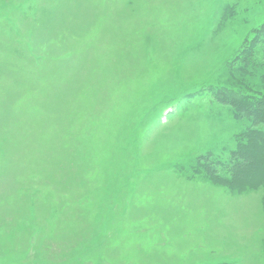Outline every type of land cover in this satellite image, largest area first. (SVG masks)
<instances>
[{
	"label": "rangeland",
	"instance_id": "rangeland-1",
	"mask_svg": "<svg viewBox=\"0 0 264 264\" xmlns=\"http://www.w3.org/2000/svg\"><path fill=\"white\" fill-rule=\"evenodd\" d=\"M262 25L264 0H0V264H264V190L211 179L264 131L215 96L264 95L236 71Z\"/></svg>",
	"mask_w": 264,
	"mask_h": 264
},
{
	"label": "trees",
	"instance_id": "trees-1",
	"mask_svg": "<svg viewBox=\"0 0 264 264\" xmlns=\"http://www.w3.org/2000/svg\"><path fill=\"white\" fill-rule=\"evenodd\" d=\"M247 45L236 59L237 62L244 63V66H239L236 71L243 72L245 64H253L264 70V25L253 31V37ZM257 54L262 55L260 61L256 60ZM215 96L219 101L231 106L237 120L247 118L255 125H264V95H243L239 90L225 88L217 90ZM241 141L239 150L234 155L238 157L232 172L234 179L228 180L226 176H215L211 179L219 180L221 186L227 187L233 193L245 194L264 190V131L250 130L244 134Z\"/></svg>",
	"mask_w": 264,
	"mask_h": 264
}]
</instances>
